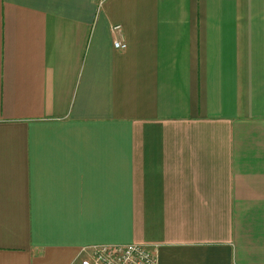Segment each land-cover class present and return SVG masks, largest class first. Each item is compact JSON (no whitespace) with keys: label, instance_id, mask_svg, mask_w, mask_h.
I'll return each instance as SVG.
<instances>
[{"label":"crops","instance_id":"obj_1","mask_svg":"<svg viewBox=\"0 0 264 264\" xmlns=\"http://www.w3.org/2000/svg\"><path fill=\"white\" fill-rule=\"evenodd\" d=\"M130 243L264 264V0H0V264Z\"/></svg>","mask_w":264,"mask_h":264},{"label":"built area","instance_id":"obj_2","mask_svg":"<svg viewBox=\"0 0 264 264\" xmlns=\"http://www.w3.org/2000/svg\"><path fill=\"white\" fill-rule=\"evenodd\" d=\"M113 46L123 48L124 44L113 41ZM76 264H156V258L145 245L130 243L94 247L86 257L78 259Z\"/></svg>","mask_w":264,"mask_h":264}]
</instances>
